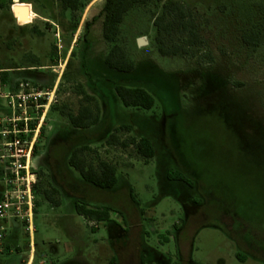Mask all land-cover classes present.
I'll use <instances>...</instances> for the list:
<instances>
[{"label": "rangeland", "instance_id": "374dc122", "mask_svg": "<svg viewBox=\"0 0 264 264\" xmlns=\"http://www.w3.org/2000/svg\"><path fill=\"white\" fill-rule=\"evenodd\" d=\"M164 2L193 12L202 39L198 55L210 54L212 62L157 52L153 19ZM12 3L0 0L5 91L20 83L28 85L25 91L57 84L56 107L75 113L81 86L97 96L102 113L97 126L81 131L49 109L33 157L39 184L32 258L24 225L10 221L0 264H264V0L134 6L119 25V43L135 62L129 74L103 63L110 48L102 37L104 0H89L77 11L60 0H18L17 19ZM249 33L255 46L243 40ZM139 37L146 43L138 46ZM119 79L143 83L153 108L124 107L110 82ZM3 104L0 99V113ZM118 123L132 124L133 136L149 135L154 157L144 163L131 147L107 145ZM85 139L115 165V187L88 185L67 165L71 149ZM186 167L193 187L166 178L167 169ZM51 189L58 190L52 198L59 205L43 196ZM75 200L109 207L110 221H95L92 230Z\"/></svg>", "mask_w": 264, "mask_h": 264}, {"label": "trees", "instance_id": "16d2710c", "mask_svg": "<svg viewBox=\"0 0 264 264\" xmlns=\"http://www.w3.org/2000/svg\"><path fill=\"white\" fill-rule=\"evenodd\" d=\"M62 7L66 10L77 11L85 7L89 0H60ZM151 1L161 2L163 0H104L101 15L102 19V37L110 44V48L103 56V63L109 69L117 72L131 73L135 68V62L130 58L124 47L119 43L120 23L124 15L136 5L147 4ZM153 25L156 30L155 41L156 50L162 56H186L196 58L199 62H212L210 54H205L204 58L199 57L198 52L202 45V39L198 31L196 18L193 12L180 2H164L161 6V12L153 19ZM244 42L255 46L256 36L249 33L243 37ZM68 66V63H67ZM8 74L5 71L0 72V80L5 84ZM114 86V91L124 107L135 108L137 110H150L155 104L154 96L143 87V83L136 79L131 80H110ZM76 93L81 96V103L77 112L67 111L65 108H58L52 104L50 109L59 110L60 114L68 119L69 124L78 130L86 131L97 126L100 122V107L96 98L88 94L81 86L77 87ZM132 125L121 123L114 126L106 138L105 143L109 146H115L126 150L131 147L135 155L140 156L144 163H147L155 155V148L146 136L135 137L131 135ZM121 137V134H126ZM42 134V132H41ZM90 139L75 145L69 152L66 163L75 170L80 178L88 185L100 189H111L118 183L115 165L101 158L97 152L89 146ZM38 147V146H37ZM34 154L36 153V149ZM94 153V157H90ZM34 168V166H33ZM35 169V168H34ZM34 193L36 196L37 185L39 184V173ZM191 172L183 168H169L166 170V178L169 181H177L188 187L194 186V179ZM57 189L44 190L43 196L53 205H59V201L52 198L57 194ZM130 195L133 198L132 192ZM35 198V211H36ZM74 209L77 214L84 216L88 221H110L109 207H89L87 203L80 200L74 201ZM92 230L95 227H90ZM97 228V227H96ZM7 246V245H5ZM237 257L243 258L239 253Z\"/></svg>", "mask_w": 264, "mask_h": 264}, {"label": "built area", "instance_id": "2783aa9c", "mask_svg": "<svg viewBox=\"0 0 264 264\" xmlns=\"http://www.w3.org/2000/svg\"><path fill=\"white\" fill-rule=\"evenodd\" d=\"M12 1L13 8L18 0ZM3 86L0 80V99L4 100L5 109L0 113V250L9 222L19 220L30 236L31 256L34 185L38 179L33 157L45 116L56 103L57 84L46 91H25L28 85L23 83L15 92L5 91ZM91 226L96 228L98 224L93 221Z\"/></svg>", "mask_w": 264, "mask_h": 264}, {"label": "crops", "instance_id": "0c3cea01", "mask_svg": "<svg viewBox=\"0 0 264 264\" xmlns=\"http://www.w3.org/2000/svg\"><path fill=\"white\" fill-rule=\"evenodd\" d=\"M25 5H28V9L29 10H31L32 12H33V10H32V5H31V3H29V2H27V1H24L23 2ZM11 16L13 17V18H16V15H15V13H14V10H13V8L11 7ZM17 19V18H16ZM34 79V81H36L37 80V78H35V77H33ZM89 94V93H88ZM90 95H92V96H94L95 98H96V100L98 101V104H100L99 103V99L97 98V96L95 95V94H90ZM99 107H100V105H99ZM101 113H102V111H101V109H100V119H101ZM100 123V122H99ZM98 123V124H99ZM97 124V125H98ZM119 124H121V123H118V124H114V125H112V128L114 127V126H117V125H119ZM128 124V123H127ZM132 125V124H131ZM132 130H134V128H133V125H132ZM140 136H146V137H148L149 135H143V134H141V135H139L138 137H140ZM135 137H137V136H135ZM33 249V248H32ZM32 254H33V250H32V253H31V256H29V258H30V261H31V258H32ZM29 261V262H30ZM113 262V261H112Z\"/></svg>", "mask_w": 264, "mask_h": 264}, {"label": "water", "instance_id": "95a60500", "mask_svg": "<svg viewBox=\"0 0 264 264\" xmlns=\"http://www.w3.org/2000/svg\"><path fill=\"white\" fill-rule=\"evenodd\" d=\"M145 43H146V41H145L144 38H142V37L137 38V45L138 46L142 45V44H145Z\"/></svg>", "mask_w": 264, "mask_h": 264}]
</instances>
